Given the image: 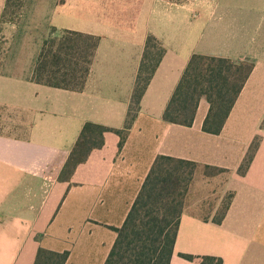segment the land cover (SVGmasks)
Returning <instances> with one entry per match:
<instances>
[{
	"label": "crops",
	"instance_id": "0c3cea01",
	"mask_svg": "<svg viewBox=\"0 0 264 264\" xmlns=\"http://www.w3.org/2000/svg\"><path fill=\"white\" fill-rule=\"evenodd\" d=\"M60 1L62 10L84 5L85 19L67 30L99 38L80 89L34 81V63L20 67L18 56L8 61L20 20L12 22L7 0H0V35L13 30L0 45L5 50L0 110L25 124L22 135L0 134V264H33L39 248L68 252L65 264H104L116 238L110 228L123 224L158 155L225 170L206 178L221 181L220 200L224 193L232 195L219 224L212 222L218 205L208 209L210 216L183 211L169 264H198L181 254L219 258L222 264H264L261 0H52L51 13ZM61 26L43 41L62 34L66 27ZM148 35L160 42L164 54L123 146L118 150V135L107 132L101 148L66 172L85 123L122 129ZM193 54L254 64L218 135L202 130L209 108L205 99L189 127L162 120ZM255 138L254 158L240 175L238 167ZM199 176L190 186V198L199 193Z\"/></svg>",
	"mask_w": 264,
	"mask_h": 264
},
{
	"label": "trees",
	"instance_id": "16d2710c",
	"mask_svg": "<svg viewBox=\"0 0 264 264\" xmlns=\"http://www.w3.org/2000/svg\"><path fill=\"white\" fill-rule=\"evenodd\" d=\"M17 0H7L6 9ZM173 4L190 0H168ZM60 38L49 37L44 41L32 78L34 81L59 88L80 89L86 80L94 59L98 37L66 30ZM164 54L160 42L148 35L135 77L124 124L121 130L85 123L64 166L66 172L84 162L95 149L103 146V135L113 132L119 137L118 150L123 146L139 112L140 101L152 75ZM254 64L193 54L167 103L162 120L168 124L189 127L193 124L201 99L209 105L202 130L218 135L226 122ZM264 127V120L262 122ZM258 147L255 138L238 173L244 175ZM198 169L205 177H212L225 170L199 167L196 163L158 155L146 175L123 224L110 228L115 241L104 264H169L178 231L180 217L186 207V197ZM232 195L222 204L212 222L219 224L231 201ZM180 257L198 264H222L214 257ZM68 252H53L39 248L33 264H65Z\"/></svg>",
	"mask_w": 264,
	"mask_h": 264
},
{
	"label": "rangeland",
	"instance_id": "374dc122",
	"mask_svg": "<svg viewBox=\"0 0 264 264\" xmlns=\"http://www.w3.org/2000/svg\"><path fill=\"white\" fill-rule=\"evenodd\" d=\"M49 1L17 0L16 2L10 4V7L6 9L7 13L10 14L12 22L20 20V26L15 31L13 36V42L10 47L8 61H12L15 56H18V59H20L18 61L20 63V67L26 66L25 63L27 64L26 61L29 60L34 63L35 66L45 41H43V39L46 37L45 34L47 32L54 30L55 27L61 28V25H65L66 28H64V31L67 30V27L77 28L79 27L78 25L82 21V18L85 19L84 5L78 6L75 4H70L67 6V10L64 9L66 8L65 5L62 10L63 3L60 1L58 2L57 10L54 11V13H51L54 6L51 8ZM261 5L262 21L260 30L261 33L264 34V0H261ZM87 18L88 16H86V19ZM77 20L80 22L77 23ZM63 32L62 34L58 33L54 35H56V38H60L62 35H64ZM12 34V29H6L4 36L10 39ZM22 34L25 36H22L23 38L21 39ZM4 38L2 35H0V45L4 42L7 43L8 40L6 38L4 40ZM48 38L49 36L46 38V41ZM5 48L6 46H4V49ZM3 52H5V50H0V69H2V62L4 59V55H2ZM17 122L18 120H14L11 117V113L0 110V134L22 135L24 133L23 130L25 124L21 122L22 125H20V122ZM198 172L200 173V176L196 184L200 194L198 193L197 196L192 195L191 198H193V200H191V198L188 196V192L184 211L186 210L189 213H195L201 216H210V211H208V209H212V207L214 208V206L218 205L219 207L217 211L215 214H213V217H216L222 208V204L227 201L228 193H224L222 195V199L220 200V197L217 195V193L220 192L221 181L217 180L216 183L211 181L209 182L207 181V178L203 176L201 169L196 171V173ZM194 177H196V174ZM196 179L197 178L194 180Z\"/></svg>",
	"mask_w": 264,
	"mask_h": 264
}]
</instances>
